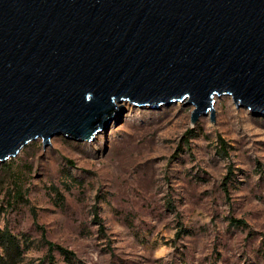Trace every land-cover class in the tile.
Masks as SVG:
<instances>
[{
  "label": "rangeland",
  "instance_id": "rangeland-1",
  "mask_svg": "<svg viewBox=\"0 0 264 264\" xmlns=\"http://www.w3.org/2000/svg\"><path fill=\"white\" fill-rule=\"evenodd\" d=\"M188 100L115 101L91 140L39 137L2 162L16 264H48L46 239L73 252L56 264H264V112L216 96V120L193 122Z\"/></svg>",
  "mask_w": 264,
  "mask_h": 264
},
{
  "label": "water",
  "instance_id": "water-1",
  "mask_svg": "<svg viewBox=\"0 0 264 264\" xmlns=\"http://www.w3.org/2000/svg\"><path fill=\"white\" fill-rule=\"evenodd\" d=\"M225 95L264 112V0H0V164L91 140L115 100L189 97L196 122Z\"/></svg>",
  "mask_w": 264,
  "mask_h": 264
},
{
  "label": "trees",
  "instance_id": "trees-1",
  "mask_svg": "<svg viewBox=\"0 0 264 264\" xmlns=\"http://www.w3.org/2000/svg\"><path fill=\"white\" fill-rule=\"evenodd\" d=\"M189 135L191 137V131ZM185 141L188 143L189 139L185 138ZM221 141H222L221 150H223L224 154L227 155V144L222 139ZM229 173L231 174L232 172ZM229 180H230V175H228L225 178V182H226L224 183L225 186L227 185V182ZM238 223L246 224L245 221L243 220H239ZM42 234L45 237V231H43ZM45 241L48 246V254L46 258L48 264H56L55 257L53 254V251L56 249L59 250L68 261H70L74 256L72 251L66 250L60 245L51 242L50 240L46 239ZM0 245L3 248L2 256L0 257V264H16L18 258L22 255L23 252H25L24 249L22 248L23 246L22 240L18 236L11 233V231L8 228L0 229ZM42 264L45 263L43 262Z\"/></svg>",
  "mask_w": 264,
  "mask_h": 264
},
{
  "label": "bare ground",
  "instance_id": "bare-ground-1",
  "mask_svg": "<svg viewBox=\"0 0 264 264\" xmlns=\"http://www.w3.org/2000/svg\"><path fill=\"white\" fill-rule=\"evenodd\" d=\"M115 101H117V102H121V101L126 102V101H128V100H124V99H123V100H121V101H118V100H115Z\"/></svg>",
  "mask_w": 264,
  "mask_h": 264
}]
</instances>
